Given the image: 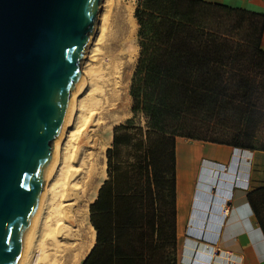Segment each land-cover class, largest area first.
Segmentation results:
<instances>
[{
    "label": "trees",
    "instance_id": "trees-1",
    "mask_svg": "<svg viewBox=\"0 0 264 264\" xmlns=\"http://www.w3.org/2000/svg\"><path fill=\"white\" fill-rule=\"evenodd\" d=\"M137 1L140 56L131 95L134 117L145 123L132 119L115 127L107 150L109 179L91 204L97 241L82 264L179 263L178 139L264 151V143L251 142L245 128L264 95L263 18L253 14L262 23L255 59L259 81V72L241 62L221 27L202 16L212 6L247 11L202 0ZM234 109L241 116L231 124ZM198 198V208L218 201L204 193ZM248 198L264 231V187Z\"/></svg>",
    "mask_w": 264,
    "mask_h": 264
},
{
    "label": "water",
    "instance_id": "water-1",
    "mask_svg": "<svg viewBox=\"0 0 264 264\" xmlns=\"http://www.w3.org/2000/svg\"><path fill=\"white\" fill-rule=\"evenodd\" d=\"M102 1L0 0V264L20 262Z\"/></svg>",
    "mask_w": 264,
    "mask_h": 264
},
{
    "label": "bare ground",
    "instance_id": "bare-ground-1",
    "mask_svg": "<svg viewBox=\"0 0 264 264\" xmlns=\"http://www.w3.org/2000/svg\"><path fill=\"white\" fill-rule=\"evenodd\" d=\"M115 5L116 0L102 1L99 11L100 17L98 13L100 23L95 24L88 57H85L86 60L84 59L85 61L83 60L84 62H82L83 69L80 81L77 83L72 102L66 111L60 135L55 141L51 168L47 176L35 221L19 264L29 262L32 258L29 259L30 250L35 247L41 248V246L47 243H45L46 239H51L55 242L53 246L55 247L54 250L57 251L55 252L57 255L55 256L54 254L55 258L50 260V263L48 261L49 264H80L96 242V230L92 229L93 227L89 224V203H85V199L89 194H95L97 181L103 177L105 172V166L102 165V163L105 164L102 157L104 146L100 145L97 150L90 152L89 149L85 148L86 146H90L88 144H91L90 136L84 137L86 140L83 142L80 140V134L84 128H82L83 123L85 121L89 122L88 118L94 114L98 115L102 109L104 110L103 114L108 111L107 116L109 118L114 117L115 112L118 114L116 115V119H119L121 117L120 114L128 107V102L124 98L125 86L123 84V77H117L116 74L120 73L121 70H114V74L116 75L114 78H110L111 85L110 82L107 83L110 87L106 84V88L105 82H103V85L101 84L102 87L100 86V89L97 87L103 76V71L100 69L102 66L98 65V58L103 51L102 47L106 45L107 40L111 36L109 30L112 20H114L112 16L113 10L116 7ZM131 17L133 16L131 15ZM119 19L120 35L115 40L114 45L115 48H120V52L117 55H119V59L121 60L120 66L122 68L123 65L130 63L134 55V50L131 49L129 42H131L134 36L136 23L134 17L131 19L128 15L126 17L124 14ZM100 65L102 64L100 63ZM97 89L101 90L99 94L96 92ZM107 105H109V109ZM106 140L107 136L103 142L105 143ZM80 142L82 144H79ZM75 159L77 160V164H71V161ZM212 173V169L204 168L199 186L204 185L205 188L211 190L216 185L217 179L220 176L218 171L213 173L214 175ZM71 240L74 242L72 243ZM47 256L46 253L40 254L37 258L32 259L31 264H39V262L47 259ZM65 256L68 259L62 261L61 259H64Z\"/></svg>",
    "mask_w": 264,
    "mask_h": 264
},
{
    "label": "crops",
    "instance_id": "crops-1",
    "mask_svg": "<svg viewBox=\"0 0 264 264\" xmlns=\"http://www.w3.org/2000/svg\"><path fill=\"white\" fill-rule=\"evenodd\" d=\"M202 1L263 18L261 45L264 48V0ZM176 150L177 233L179 243L182 241L183 244L179 264H264V231L248 198L251 191L264 187V151L243 150L233 145L192 141L183 137L178 139ZM222 165L226 168L222 169ZM204 166L212 169L213 173L218 171L221 174V185H217V190L212 187L210 191L204 185L199 186ZM236 175L240 178L237 184L233 179ZM198 190L218 199L217 202H205L200 219L197 214L201 207L194 210ZM223 200L227 201L226 206ZM212 205L219 209L211 210ZM222 207L226 208V213H223ZM209 256H212V261L206 262Z\"/></svg>",
    "mask_w": 264,
    "mask_h": 264
},
{
    "label": "rangeland",
    "instance_id": "rangeland-1",
    "mask_svg": "<svg viewBox=\"0 0 264 264\" xmlns=\"http://www.w3.org/2000/svg\"><path fill=\"white\" fill-rule=\"evenodd\" d=\"M115 6L116 7H115V10H113V16H112V19L114 18V20H112V24H111L110 30H109L110 31L109 34L111 36L107 40L106 45L104 47H102L103 51L101 52V54L98 58V60H99L98 65L102 66V67H100V69H101V71H103V76L101 77L102 79L100 80L99 85L97 87H99V89H100V86L102 87L103 82H105V87H106V84L109 82L111 85L110 78H114V76L116 74H117V77L118 76L123 77V81H124L123 84L125 86L124 87V98L128 102V107L124 112H122L120 114L121 119L120 118L116 119V115H118V114L115 112H114V114H115L114 117L112 116V118H109L107 116L108 111H106L107 113L105 112L104 113L105 115H104L103 114L104 110L102 109L101 112L99 111L101 114L98 113L99 116L96 114L92 115L91 117L88 118L89 122L85 121L83 123V126H82V128L83 127L84 128L82 129V133L80 134V140H82L84 142L86 140V138H84V137L90 136V138H91V140H90L91 144H88L90 146L89 147L86 146L85 148L89 149V151L91 152V151L97 150L98 146H100V145L104 146L103 152H102V157H103V162L105 164L102 163V165L105 166V172L103 174V177H101L97 181L98 183H97V187L95 189V194H93V195L89 194L87 196V198L85 199L86 200L85 203H87V204L89 203V224H91V226L93 227V228L91 227L92 229H95V227L93 226L92 221H91V214H92L91 204L94 203L95 200L98 198L101 186L104 184V182L107 179H109L107 150L109 148L113 147L115 127L120 125V124H126L129 121H131L132 119H135L134 121L136 122V124H139V123L144 124L145 123L143 118H141V117L135 118L134 117V112L132 110L133 97L131 95V85L133 82L134 73H135L136 68H137L136 65H137V62H138V59L140 56V45H139V34H138L140 26H139L138 18L135 16L136 9L138 6V1L137 0H116ZM128 10H130V11H128ZM128 13L134 17L135 23H136L135 24V30L133 33L135 37L133 36L131 42H129V45H131V49L134 50V55H133L132 59L130 60V63L128 65H123L121 68V66H120L121 60L119 59V55H117L120 52V48H118V49L115 48L114 43H115V40L120 35V29H119V25H120V23H119L120 19L119 18H120V16L124 14L126 17L128 15L129 18L133 19V17H131V15H129ZM202 16H203L204 21L207 22V24H216V25L221 27L222 32H224L223 34H225L227 36V38L229 39V41L232 45V48H234V50L239 54V58H240L241 62H243L245 65L248 64L250 66H253L254 69L257 72H259L260 77L257 76V78L259 79V81H261L260 79L263 78V76H261V74H262L261 68L255 64V59L257 56V50H256L257 48L256 47H257V45L259 43V39L261 37V31H260L261 24H262L261 19L255 15L249 14L247 12L243 13V12L227 11L225 9H222L220 7H215V6L208 7L206 10H204L202 12ZM99 17H100V13H99ZM99 17L96 20V24L100 23ZM94 31H93L92 37L94 35ZM92 40H93V38H91V42H92ZM91 42L87 47V52L85 55L86 58L88 57V54H89V47L91 45ZM100 57H102V58H100ZM86 58H84V59L86 60ZM101 60H102V62H101ZM84 61H82V62H84ZM100 63L102 65H100ZM82 67H83V63H82ZM117 69L121 70V72L114 74V70H117ZM103 78L106 81H104ZM106 78L107 79L109 78V80H107ZM107 85H108V87H110L109 84H107ZM99 89L96 90L97 94H99L101 92V90H99ZM261 98H262V101L260 103V111L259 112L255 111L254 113H252V115L248 119L249 122L247 121L248 123L245 124V126L248 124L245 128H247V130L249 129V131H251L250 141L255 143L256 145H260V143H264V95L261 96ZM107 108L108 109L110 108L109 105H107ZM232 115H233V120H232L231 124H234L238 121V119L241 116L240 115V109H234L232 111ZM88 124H89V126H88ZM88 131L90 134L88 133ZM106 136H107V140L104 143L103 141H104V138ZM81 142L79 144L83 143V142L82 143ZM93 145H95V146H93ZM75 163L77 164L76 159L71 161V164H75ZM70 198H71V196H70ZM96 241H97V238H96ZM71 242L73 243L74 241L71 240ZM45 243L47 244L48 247L46 246V244H44L43 246H41V248L35 247L36 249L33 248L32 250H30L29 259L31 257L32 258L30 261L28 260L29 261V262H27L28 264H31V261L33 258H35V257L37 258L38 255L40 256V254H44V253H46L48 255L46 257L47 259H44L42 262H39V264H49L50 260H53V258H55V256L57 255V253H55L57 251L54 250L55 247L53 246V244H55V242L51 239H46ZM182 245H183L182 241L180 243L178 241V250H179L178 251V261H179V256L181 254H183V246ZM46 247H47V249H45ZM89 253H88V255H89ZM54 254H55V256H54ZM67 259L68 258L65 256V258L64 259L62 258L61 260L66 261ZM48 261H49V263H48ZM67 264H69V263H67Z\"/></svg>",
    "mask_w": 264,
    "mask_h": 264
},
{
    "label": "built area",
    "instance_id": "built-area-1",
    "mask_svg": "<svg viewBox=\"0 0 264 264\" xmlns=\"http://www.w3.org/2000/svg\"><path fill=\"white\" fill-rule=\"evenodd\" d=\"M226 168V165H222V169H225ZM219 175H221L220 173H219ZM220 177V176H219ZM218 177V179H217V183H216V185H214L213 187L214 188H216V190H217V188H218V186L219 185H221V182H220V178ZM233 179H234V182L237 184L238 182V180L240 179L239 178V175H236V176H234L233 177ZM218 185V186H217ZM197 189H198V187H197ZM212 189V188H211ZM211 191V190H210ZM209 191V192H210ZM201 193H204V194H206V195H208V192H204V191H200ZM199 192V190H198V193H200ZM223 203L225 204V206H226V204H227V201L226 200H223ZM222 211H223V213H226L227 212V210H226V208L225 207H222ZM210 251V250H209ZM216 253H218V252H216ZM219 254H220V252H219ZM206 262H210V261H212V256H209V257H207L206 258V260H205ZM192 264H194V262L192 263ZM205 264V263H204ZM212 264H214V262L212 263Z\"/></svg>",
    "mask_w": 264,
    "mask_h": 264
}]
</instances>
